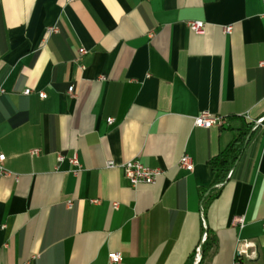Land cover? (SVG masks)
<instances>
[{"label": "crops", "instance_id": "0c3cea01", "mask_svg": "<svg viewBox=\"0 0 264 264\" xmlns=\"http://www.w3.org/2000/svg\"><path fill=\"white\" fill-rule=\"evenodd\" d=\"M0 88V264H264V0H0Z\"/></svg>", "mask_w": 264, "mask_h": 264}, {"label": "built area", "instance_id": "2783aa9c", "mask_svg": "<svg viewBox=\"0 0 264 264\" xmlns=\"http://www.w3.org/2000/svg\"><path fill=\"white\" fill-rule=\"evenodd\" d=\"M187 26L189 27V29L191 31L196 32V33H202L204 30V23L201 21H188ZM54 30H55V28H53V27L49 28L50 32L54 31ZM230 30H231L230 26H227L225 28L226 32H229ZM78 51H79L80 55L85 53V50L83 48H80ZM73 90H74L73 86H69L67 89V91L70 94H73ZM3 92H4V90L2 88H0V94H2ZM30 92H31V90L29 88H27L23 91L24 94H29ZM38 97L39 98H45L46 94L44 92H38ZM107 121L110 122L111 118H108ZM225 122H226L225 117H223V116H212L208 112L203 111L194 117L193 124L197 127L210 128L212 126L221 127L225 124ZM257 126H260L261 129L264 131V124H263L262 118L256 120L254 127H257ZM31 153L37 154V150H31ZM63 157L64 156L62 154L57 155V159L59 161L62 160ZM4 158H5L4 154H0V171H1V173H6V171L2 167V162H3ZM69 162L72 165H75L77 167L74 170V172L77 173L80 169V165L78 163V160H77V157L75 154L69 158ZM106 165L108 167H111V166H113V163L107 162ZM178 167L183 168L187 171L192 170L193 165H192L191 158L187 154H184L178 162ZM122 169H123V174H124L125 179L128 181V183L132 187H135L138 184H152L155 182L156 178L162 173L161 169L150 168V167L144 166L137 159L127 160L126 162H124L122 164ZM93 202L96 203L97 200H93ZM66 205H67V207H71V205H72L71 200L67 201ZM114 205L116 206V204H114ZM232 223H233V226H237V227L241 228L244 225V218L242 216H237V217L233 218ZM263 233H264V224H263ZM205 239H206V233H204L202 235L201 243L204 242ZM254 254H255L254 244L250 241H244L236 249L233 264H241V262H240L241 258H244V257L250 258ZM34 257L35 256H33L32 259ZM195 257H196V259H199V257H200V246H198L196 248ZM108 258H109L110 263H112V264H116L121 260L120 254L115 253V252L108 254ZM24 264H30V262H25Z\"/></svg>", "mask_w": 264, "mask_h": 264}, {"label": "trees", "instance_id": "16d2710c", "mask_svg": "<svg viewBox=\"0 0 264 264\" xmlns=\"http://www.w3.org/2000/svg\"><path fill=\"white\" fill-rule=\"evenodd\" d=\"M244 135H246V132L239 133V135L230 142L224 150L210 160V165L216 173L215 182H221L227 171L237 160L243 147ZM189 264H191V262Z\"/></svg>", "mask_w": 264, "mask_h": 264}]
</instances>
